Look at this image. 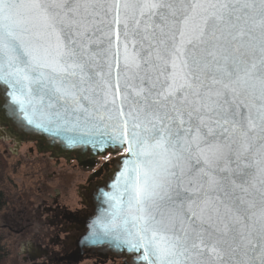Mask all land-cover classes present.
Here are the masks:
<instances>
[{"label": "snow or ice", "instance_id": "snow-or-ice-1", "mask_svg": "<svg viewBox=\"0 0 264 264\" xmlns=\"http://www.w3.org/2000/svg\"><path fill=\"white\" fill-rule=\"evenodd\" d=\"M0 83L129 154L105 231L145 264H264V0H0Z\"/></svg>", "mask_w": 264, "mask_h": 264}, {"label": "water", "instance_id": "water-1", "mask_svg": "<svg viewBox=\"0 0 264 264\" xmlns=\"http://www.w3.org/2000/svg\"><path fill=\"white\" fill-rule=\"evenodd\" d=\"M11 89L0 83V135L10 139L17 146L24 142H32L38 153H49L52 157L74 158L78 163L106 153L121 154L118 162L109 174L100 182L88 186L82 196L84 209L76 213L72 219L67 256L74 262L85 254L115 255L126 259L130 264H145L142 251L135 252L123 243L122 235L115 231H105L111 223L115 212V200L106 194H114L121 198V207H126L127 194L115 191L111 185L118 172L123 168L121 161L129 158V154L119 147L104 146L98 142V136L81 137L74 131H44L30 125L23 118L19 106L14 104L9 95ZM75 141V142H73Z\"/></svg>", "mask_w": 264, "mask_h": 264}, {"label": "flooded vegetation", "instance_id": "flooded-vegetation-1", "mask_svg": "<svg viewBox=\"0 0 264 264\" xmlns=\"http://www.w3.org/2000/svg\"><path fill=\"white\" fill-rule=\"evenodd\" d=\"M120 155L119 152L106 153L88 158L81 164L72 157H53L56 163L62 160L67 166L80 170L87 169L86 181L78 185L80 199L77 205L68 207L59 202L57 196H48L40 198L36 205L32 203L30 211L24 206L19 210L6 206L5 211H0V236L6 239L5 243L13 248H20L22 261H28V264H130L126 259L115 255L91 254H85L74 262L66 252L71 236L72 219L85 208L82 196L86 188L102 181L114 168Z\"/></svg>", "mask_w": 264, "mask_h": 264}, {"label": "rangeland", "instance_id": "rangeland-1", "mask_svg": "<svg viewBox=\"0 0 264 264\" xmlns=\"http://www.w3.org/2000/svg\"><path fill=\"white\" fill-rule=\"evenodd\" d=\"M0 156L5 162L2 185L8 190L9 209L19 210L24 206L30 211L32 203L36 205L40 198L48 196H57L68 207L77 205L78 185L86 181L87 169L67 166L62 160L56 163L49 153H38L32 142L17 146L1 135ZM11 253L16 264H28L22 261L20 248L14 247Z\"/></svg>", "mask_w": 264, "mask_h": 264}, {"label": "trees", "instance_id": "trees-1", "mask_svg": "<svg viewBox=\"0 0 264 264\" xmlns=\"http://www.w3.org/2000/svg\"><path fill=\"white\" fill-rule=\"evenodd\" d=\"M4 160L0 156V211L7 206L8 190L2 185L5 171ZM5 238L0 236V264H16L12 258V247L5 243Z\"/></svg>", "mask_w": 264, "mask_h": 264}]
</instances>
